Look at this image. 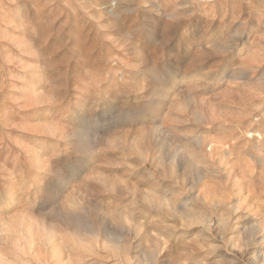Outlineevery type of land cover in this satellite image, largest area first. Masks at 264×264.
<instances>
[{"label":"rangeland","instance_id":"374dc122","mask_svg":"<svg viewBox=\"0 0 264 264\" xmlns=\"http://www.w3.org/2000/svg\"><path fill=\"white\" fill-rule=\"evenodd\" d=\"M0 264H264V0H0Z\"/></svg>","mask_w":264,"mask_h":264},{"label":"bare ground","instance_id":"6f19581e","mask_svg":"<svg viewBox=\"0 0 264 264\" xmlns=\"http://www.w3.org/2000/svg\"><path fill=\"white\" fill-rule=\"evenodd\" d=\"M10 200H11V201H10L8 204L14 202V200H15V199H14V196H11V197H10Z\"/></svg>","mask_w":264,"mask_h":264}]
</instances>
